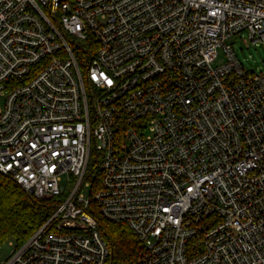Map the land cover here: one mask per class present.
<instances>
[{
	"label": "built area",
	"instance_id": "1",
	"mask_svg": "<svg viewBox=\"0 0 264 264\" xmlns=\"http://www.w3.org/2000/svg\"><path fill=\"white\" fill-rule=\"evenodd\" d=\"M245 32L264 41V0H0V174L54 210L1 264H112L97 214L137 264H264Z\"/></svg>",
	"mask_w": 264,
	"mask_h": 264
},
{
	"label": "trees",
	"instance_id": "2",
	"mask_svg": "<svg viewBox=\"0 0 264 264\" xmlns=\"http://www.w3.org/2000/svg\"><path fill=\"white\" fill-rule=\"evenodd\" d=\"M95 162L91 168L94 169ZM52 202L28 196L9 176L0 174V249L9 242L24 245L53 214ZM96 209L95 207H93ZM99 228L111 250L112 264H137L143 245L124 223L96 215Z\"/></svg>",
	"mask_w": 264,
	"mask_h": 264
},
{
	"label": "rangeland",
	"instance_id": "3",
	"mask_svg": "<svg viewBox=\"0 0 264 264\" xmlns=\"http://www.w3.org/2000/svg\"><path fill=\"white\" fill-rule=\"evenodd\" d=\"M227 44L234 47L239 62L247 72L264 73V41L254 43L250 40L248 33L245 32L242 34V39L239 37H233L227 41ZM225 62L226 59L224 52L220 49L219 57L214 65H222ZM83 193L88 196L87 190H84ZM14 249L15 243L13 241H9L1 247L0 264L13 252Z\"/></svg>",
	"mask_w": 264,
	"mask_h": 264
}]
</instances>
